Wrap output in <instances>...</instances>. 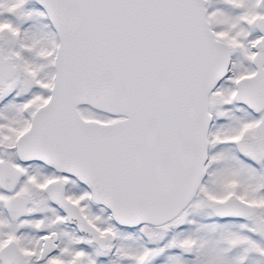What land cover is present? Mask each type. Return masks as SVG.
Listing matches in <instances>:
<instances>
[{"label":"snow or ice","instance_id":"snow-or-ice-1","mask_svg":"<svg viewBox=\"0 0 264 264\" xmlns=\"http://www.w3.org/2000/svg\"><path fill=\"white\" fill-rule=\"evenodd\" d=\"M0 264H264V0H0Z\"/></svg>","mask_w":264,"mask_h":264}]
</instances>
